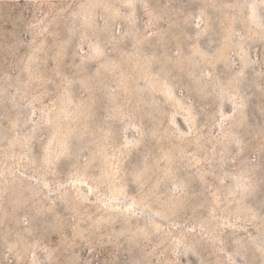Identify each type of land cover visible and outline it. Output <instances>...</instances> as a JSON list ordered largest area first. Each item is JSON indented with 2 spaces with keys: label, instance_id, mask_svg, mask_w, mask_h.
I'll use <instances>...</instances> for the list:
<instances>
[{
  "label": "rangeland",
  "instance_id": "rangeland-1",
  "mask_svg": "<svg viewBox=\"0 0 264 264\" xmlns=\"http://www.w3.org/2000/svg\"><path fill=\"white\" fill-rule=\"evenodd\" d=\"M0 264H264V0H0Z\"/></svg>",
  "mask_w": 264,
  "mask_h": 264
}]
</instances>
